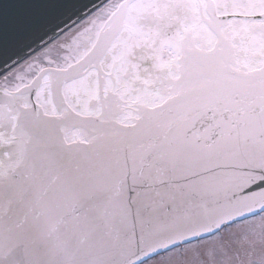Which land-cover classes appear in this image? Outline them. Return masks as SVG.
Masks as SVG:
<instances>
[{
  "label": "snow or ice",
  "instance_id": "6c2138e0",
  "mask_svg": "<svg viewBox=\"0 0 264 264\" xmlns=\"http://www.w3.org/2000/svg\"><path fill=\"white\" fill-rule=\"evenodd\" d=\"M0 264H264V0H0Z\"/></svg>",
  "mask_w": 264,
  "mask_h": 264
}]
</instances>
